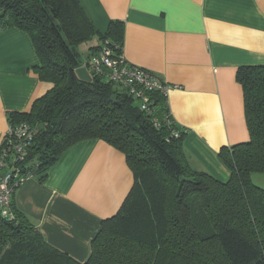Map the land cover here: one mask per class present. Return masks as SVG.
<instances>
[{
    "label": "trees",
    "instance_id": "trees-1",
    "mask_svg": "<svg viewBox=\"0 0 264 264\" xmlns=\"http://www.w3.org/2000/svg\"><path fill=\"white\" fill-rule=\"evenodd\" d=\"M11 26L31 35L41 60L36 71L51 84L28 112L8 116L38 128L27 161L42 174L74 143L101 139L125 155L134 183L102 221L86 261L52 251L14 199L11 217L0 211V264H264V189L252 181L264 174V65L237 71L249 136L220 149L230 171L221 180L188 160L187 131L162 91H128L88 63L92 81L78 77L105 43L120 51L123 21L101 32L83 0H0V27ZM94 36L99 42L80 57L78 45Z\"/></svg>",
    "mask_w": 264,
    "mask_h": 264
},
{
    "label": "crops",
    "instance_id": "crops-1",
    "mask_svg": "<svg viewBox=\"0 0 264 264\" xmlns=\"http://www.w3.org/2000/svg\"><path fill=\"white\" fill-rule=\"evenodd\" d=\"M83 2L101 32L123 21L124 57L166 83L170 113L187 131L188 160L226 180L230 171L220 149L249 136L236 74L244 65H264V0ZM40 64L27 31H0V147L9 113L28 112L51 87L36 71ZM133 183L122 152L101 139H84L27 180L14 199L52 251L86 261L102 221L117 213Z\"/></svg>",
    "mask_w": 264,
    "mask_h": 264
},
{
    "label": "built area",
    "instance_id": "built-area-1",
    "mask_svg": "<svg viewBox=\"0 0 264 264\" xmlns=\"http://www.w3.org/2000/svg\"><path fill=\"white\" fill-rule=\"evenodd\" d=\"M118 48L117 43H105L102 51L83 63V66L87 67L88 63L93 71L104 74L128 91L135 92V86L141 85L146 90H160L167 94L168 87L160 76L131 66L124 57L123 48L120 51ZM142 109L149 108L144 105ZM37 134L38 128L28 122L8 125L0 147V211L4 216H12L11 204L17 190L27 180L40 174L39 164L27 161Z\"/></svg>",
    "mask_w": 264,
    "mask_h": 264
},
{
    "label": "rangeland",
    "instance_id": "rangeland-1",
    "mask_svg": "<svg viewBox=\"0 0 264 264\" xmlns=\"http://www.w3.org/2000/svg\"><path fill=\"white\" fill-rule=\"evenodd\" d=\"M98 42H99L98 39H97V41H94L93 39H91L90 42L88 41V42H84V43L79 44L78 45V51L80 53V57L84 56V53L88 50L90 45L96 44ZM252 181L254 184H256V185H258L264 189V174L263 173L253 174ZM194 212H195L196 216H199V218H200L202 212L198 208H195Z\"/></svg>",
    "mask_w": 264,
    "mask_h": 264
},
{
    "label": "water",
    "instance_id": "water-1",
    "mask_svg": "<svg viewBox=\"0 0 264 264\" xmlns=\"http://www.w3.org/2000/svg\"><path fill=\"white\" fill-rule=\"evenodd\" d=\"M72 51H73L75 56H78V51H77L76 47H72ZM76 73L81 80L86 81V82L92 81V76L85 66L78 68L76 70Z\"/></svg>",
    "mask_w": 264,
    "mask_h": 264
}]
</instances>
